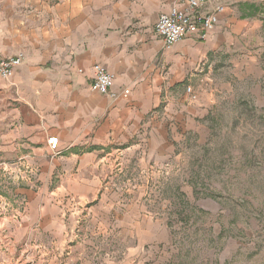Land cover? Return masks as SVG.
<instances>
[{
    "label": "rangeland",
    "instance_id": "1",
    "mask_svg": "<svg viewBox=\"0 0 264 264\" xmlns=\"http://www.w3.org/2000/svg\"><path fill=\"white\" fill-rule=\"evenodd\" d=\"M244 4L261 22L250 45L174 102L201 110L194 127L172 125L161 149L105 148L95 196L56 211L34 197L38 166L0 163V264H264V0Z\"/></svg>",
    "mask_w": 264,
    "mask_h": 264
},
{
    "label": "crops",
    "instance_id": "2",
    "mask_svg": "<svg viewBox=\"0 0 264 264\" xmlns=\"http://www.w3.org/2000/svg\"><path fill=\"white\" fill-rule=\"evenodd\" d=\"M222 2L203 39L187 35L165 49L155 23L184 1L0 0V59L22 56L0 77V163L38 166L34 197L49 196L58 211L60 198L96 195L86 172L105 148L161 149L172 125L178 133L193 128L201 110L174 102L184 103V88L213 57L249 46L261 27L242 8L253 0ZM95 64L113 76V98L90 89ZM49 137L58 140L54 151ZM55 174L58 183L46 188ZM19 193L32 203L31 193Z\"/></svg>",
    "mask_w": 264,
    "mask_h": 264
},
{
    "label": "built area",
    "instance_id": "3",
    "mask_svg": "<svg viewBox=\"0 0 264 264\" xmlns=\"http://www.w3.org/2000/svg\"><path fill=\"white\" fill-rule=\"evenodd\" d=\"M185 2L184 7L172 6L167 12L159 15L154 30L160 37L165 49L171 48L176 42L187 35L197 34L204 38L218 22V15L223 12L222 0H181ZM22 63V56L0 59V77L9 78L14 70ZM94 76L90 89L98 94L113 98L110 87L113 84V76L101 65L93 66ZM186 91L191 92L187 87ZM127 90L124 91V94ZM49 148L57 149L58 140L49 137Z\"/></svg>",
    "mask_w": 264,
    "mask_h": 264
},
{
    "label": "trees",
    "instance_id": "4",
    "mask_svg": "<svg viewBox=\"0 0 264 264\" xmlns=\"http://www.w3.org/2000/svg\"><path fill=\"white\" fill-rule=\"evenodd\" d=\"M242 8L254 11V13L247 14L248 16H251V14H256V13L258 14V12H259V9L255 8L254 6H252L250 4H243Z\"/></svg>",
    "mask_w": 264,
    "mask_h": 264
}]
</instances>
